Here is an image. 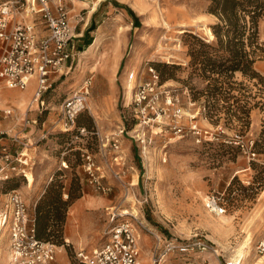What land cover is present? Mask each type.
<instances>
[{"label":"rangeland","instance_id":"1","mask_svg":"<svg viewBox=\"0 0 264 264\" xmlns=\"http://www.w3.org/2000/svg\"><path fill=\"white\" fill-rule=\"evenodd\" d=\"M90 1L75 0V9L68 8L72 26L81 36L73 40L74 58L62 74H54L60 76L43 96L46 105L38 107L36 102L29 110L30 93L24 102H13L17 110L8 108L13 112L9 116L20 120L22 132L31 126L36 131L30 140L22 132V138L7 130L0 132V167L10 171L15 164L26 171V175L20 171L0 178V199L17 190L34 216L48 189H52L51 197L57 190H62L63 200L74 196L66 212L63 239H54L63 248L58 247L56 263L63 259L66 264H83L77 249L100 247L107 240L113 215L128 208L132 215L123 218L132 221L139 236L137 264H233L248 230L255 236L251 257L242 263L263 264L257 245L264 237V54L254 64L258 77L237 72L232 78L237 81L235 87L212 91L207 88L209 81L190 66L188 43L193 39L187 35L215 40L207 33L219 22L208 11L210 0H143V10L133 0H100L93 13L96 0ZM181 28L185 31L179 33ZM259 34L264 42V16ZM98 36L102 45L95 57L88 52L93 42L87 45L86 41ZM116 40L121 52L116 58L119 51L111 50V62L104 53ZM150 66L159 71L164 87L177 88L184 114L175 120L168 111L161 127L144 128L132 105L124 104L130 99L126 97L129 71H139L138 81H145L151 76ZM83 85H88V107L78 114L75 126H66L63 101ZM13 91L0 83V95L8 98ZM206 103L211 105L210 113L206 108L193 123L205 137L198 141L190 130L189 116ZM245 104L248 112L241 109ZM5 107L2 101L0 109ZM2 115L1 126L8 128ZM175 122L185 128L183 134L174 133L170 125ZM143 132L145 142L138 140ZM5 136L11 140L2 142ZM87 152L95 157L96 176L105 191L86 170ZM4 153L13 162H6ZM22 154L19 163L16 159ZM29 175L34 176L30 185ZM212 196L219 199L224 213L208 208ZM78 202L81 206L74 210ZM194 237L210 243L213 250L172 252L161 263L155 261L157 242L163 249L171 239L185 243ZM9 243L8 234L0 235V264H10Z\"/></svg>","mask_w":264,"mask_h":264},{"label":"built area","instance_id":"2","mask_svg":"<svg viewBox=\"0 0 264 264\" xmlns=\"http://www.w3.org/2000/svg\"><path fill=\"white\" fill-rule=\"evenodd\" d=\"M66 1L73 0H0V83L10 89L25 90L35 80L36 89L29 103V110L34 108L36 102L38 107L46 105L43 96L52 86L54 74L61 73L76 54L74 28ZM149 73L151 76L148 80L138 81L139 71H129L128 81L131 84L127 86L130 92L127 98L130 96V99L124 106L132 105L135 118L144 128L155 124L161 127L164 124L163 117L169 115L168 111L173 112V119H180L184 108L177 88L164 87L155 67L150 66ZM87 86L83 85L63 101L62 113L66 126H75L78 114L88 107ZM184 93H188V89ZM201 111L205 112L206 107L199 106L198 111L189 116L190 130L198 141L205 137H202V130L193 123ZM1 112L5 115L13 114L12 109H0ZM150 113L153 115L150 116ZM30 122L27 118L26 123ZM170 126L176 134H183L185 131L178 123ZM138 137V140L145 142L144 132ZM251 155L255 156L256 153ZM21 156L24 158L25 155L19 156V163L23 162ZM3 158L6 162H13L8 153H4ZM84 158L86 170L99 189L107 190L96 176L98 166L94 155L87 152ZM10 171L4 166L0 167V178L8 179L20 171L26 175L25 169L18 168L15 164L10 167ZM207 206L216 214L225 212L215 196L209 197ZM123 217L125 215H113L107 240L93 253L85 250L77 252L81 263L137 264L140 253L139 236L132 221ZM1 234L9 235L10 264H52L56 260L59 246L38 237L36 218L28 212L26 201L17 190L10 191L4 204L0 205ZM160 244L157 242L154 254L158 263L172 252L188 254L197 250H213L210 243L201 237H194L185 243L171 239L163 249ZM257 251L264 264V237L259 241Z\"/></svg>","mask_w":264,"mask_h":264},{"label":"trees","instance_id":"3","mask_svg":"<svg viewBox=\"0 0 264 264\" xmlns=\"http://www.w3.org/2000/svg\"><path fill=\"white\" fill-rule=\"evenodd\" d=\"M128 10L135 14L131 9ZM208 11L219 18V22L212 25L215 40L208 42L195 33L187 34L193 39L188 43V54L194 72L209 81L207 88L212 91L235 87L237 81L232 78L237 72L252 79L258 77L254 64L264 54V42L259 34V23L264 16V0H210ZM86 42L88 45L93 40L88 38ZM205 107L210 113L211 105L206 103ZM241 109L248 112L247 104ZM51 193L50 188L37 205L34 215L36 230L39 238L59 242L64 236L66 212L74 196L70 194V200H63L62 190H57L52 197Z\"/></svg>","mask_w":264,"mask_h":264},{"label":"crops","instance_id":"4","mask_svg":"<svg viewBox=\"0 0 264 264\" xmlns=\"http://www.w3.org/2000/svg\"><path fill=\"white\" fill-rule=\"evenodd\" d=\"M76 1H80L82 3H87V4H90L91 3L90 0H88V1H85V0H76ZM99 1L100 0H96L95 1V3L97 2V4H96V6H95L94 9H93L94 6L92 7L91 13H93L95 11L96 7L99 4ZM117 2H119V1H117ZM95 3H94V5H95ZM66 4H67V8H69L70 11H72V10L75 9V4H76L75 3V0H73V1H66ZM74 26H73V28H74ZM74 34H75V38L78 37V36H81V33H77L75 31V29H74ZM116 47H118V46H116ZM115 51L116 52L119 51V53H117L115 55V57L117 58V56L121 52L120 47H119V49L117 48ZM115 60H117L116 63L118 64V59H115ZM61 74H62V72H61ZM59 76H60V74H59ZM59 76H55L56 79L54 78L52 81L54 82L55 80H57V78H59ZM35 89H36V81L35 80H32V82L29 84V86L25 90L12 89L14 91L11 92V94L9 95L8 98L5 97L3 95V93H2L1 94V99H2V101H4V103L6 105V107L5 108H2V109L4 110V109H8V108H12L13 107V108H15V110H17V107L14 106V103L13 102H17L18 101L20 103V100L21 99H23L25 101L27 99V97L29 96L30 93H32V96L30 98V99H32V97L34 96V93H35ZM2 101H1V103H2ZM4 115L5 114H3L2 116H4ZM1 121L4 123L5 126L6 125H9V127L8 128H4V127L1 126V123H0V132L7 130V131L12 132V134L14 136H17V138L18 137L22 138V134L19 135V133L22 132V130H23L24 127L22 126V124H21V122H20L19 119L14 118L13 116L5 115V117ZM31 127L30 128L29 127L28 128H25L24 131L22 132V133H24L27 136L26 138H29V140L31 138H33V134L36 131L34 126L32 128ZM10 136H12V135L10 134ZM10 136L2 137V139H1L2 142L3 141L6 142L8 140H11V137ZM16 160H17V162H19V159H16ZM4 200L5 199H0V201H1L0 204H2ZM75 206L76 207L74 208V210L78 209L79 206H81V204L78 202V203L75 204ZM68 221H69V216H68ZM96 249L87 250V249H84V248H79V249H77V252L80 251V250H85L87 253H93ZM52 264H66V263L62 259V261L57 262V263H56V261H54Z\"/></svg>","mask_w":264,"mask_h":264},{"label":"bare ground","instance_id":"5","mask_svg":"<svg viewBox=\"0 0 264 264\" xmlns=\"http://www.w3.org/2000/svg\"><path fill=\"white\" fill-rule=\"evenodd\" d=\"M132 3H133V5H135L136 7H140V9H142L143 10V6H142V3H143V0H133L132 1ZM96 4H97V2L95 3V5H94V7H93V9L95 8V6H96ZM167 15V14H166ZM165 15V16H166ZM163 19V18H162ZM164 23L167 25V26H169V24H168V22H167V20L166 21H164ZM183 31H185V29H183V28H181V29H179L178 30V32L179 33H182ZM207 33H209V37H210V39H214L215 38V35H214V33L212 32V30L210 29V28H207ZM209 39V40H210ZM116 44V45H115ZM119 43H118V40H116V41H111L110 42V44H109V46H108V49H107V51L104 53V56H105V59L106 60H111V62H112V55H111V53H110V51L112 50V52H115V50L118 48V47H116V46H119L118 45ZM101 45H102V38H101V36H98L94 41H93V43H92V45L89 47V49H88V52H90V54H92L93 56L95 55V57H96V50L97 49H99L100 47H101ZM98 61V60H97ZM109 62V61H108ZM110 64V63H109ZM113 64V63H112ZM109 67V66H108ZM129 84H131V83H129ZM6 88H7V86H6ZM128 88V87H127ZM128 90V89H127ZM127 90H126V94H128V95H130V92L128 91L127 92ZM126 97H127V95H126ZM22 102H24V100L23 99H21L20 100V103H22ZM22 105V104H21ZM65 130H67L66 128H64ZM120 163V162H119ZM29 185L31 184V183H33V181H34V176L33 175H29ZM137 184V183H136ZM131 185V184H130ZM132 186V185H131ZM116 215H132V213H131V210L130 209H128V208H124V209H122L120 212H118V213H116ZM263 222V221H262ZM1 236H3V234H1ZM254 232L253 231H251V230H248V232H247V234H246V236H245V239L238 245V247L236 248V254L234 255V257H233V264H243L242 263V259H244V260H246V259H248L249 257H251V252H252V245H253V241H254ZM60 247V246H59ZM60 249H62L63 250V248L62 247H60ZM10 262V261H9Z\"/></svg>","mask_w":264,"mask_h":264}]
</instances>
